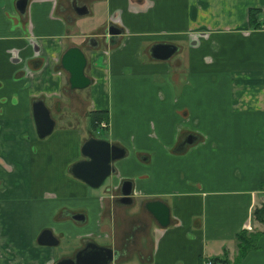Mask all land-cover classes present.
<instances>
[{
    "label": "crops",
    "instance_id": "obj_1",
    "mask_svg": "<svg viewBox=\"0 0 264 264\" xmlns=\"http://www.w3.org/2000/svg\"><path fill=\"white\" fill-rule=\"evenodd\" d=\"M11 1L0 0V264H56L86 242L116 251L110 264L224 255L232 264L243 231L262 235L240 264H264V225L254 220L264 205V0H75L104 19L82 36L68 28L74 0H27L12 31L2 12ZM110 24L122 33L104 45ZM92 36L99 46L85 50ZM155 44L177 50L154 60ZM72 47L86 58L84 95L61 66ZM38 100L55 122L44 139L32 115ZM92 113L106 117L105 138ZM91 137L125 151L98 189L68 172ZM124 181L131 204L118 202ZM151 201L168 207L166 227L146 210ZM44 230L56 246L37 244ZM65 236L80 244L59 257Z\"/></svg>",
    "mask_w": 264,
    "mask_h": 264
},
{
    "label": "water",
    "instance_id": "obj_2",
    "mask_svg": "<svg viewBox=\"0 0 264 264\" xmlns=\"http://www.w3.org/2000/svg\"><path fill=\"white\" fill-rule=\"evenodd\" d=\"M26 5L27 0H17V11L24 14ZM72 7L79 16L88 13L86 6L77 5L75 0L72 1ZM121 33L122 31L117 28L114 30L109 29V35L111 36H118ZM176 50V47L170 44H155L150 47L149 54L154 60L166 61ZM61 66L69 75L68 82L71 90H80L89 86L90 81L84 74L86 58L81 49L77 47L68 49L61 58ZM32 115L38 138L44 139L49 136L54 129L55 122L42 101L38 100L32 103ZM193 142L192 136L187 137V144ZM80 153L82 159L72 164L68 172L71 176L93 189L100 188L105 180L115 173L113 163L125 155L122 148L111 144L107 140L93 137L82 144ZM131 192V183L124 181L120 186L118 202L131 204ZM145 208L161 227H166L169 224V209L163 202L151 201L146 203ZM73 219L79 220L81 217L74 216ZM37 244L52 247L58 244V240L50 230H44L37 238ZM117 256L118 253L111 248L99 246L93 242H86L73 259H62L56 264H110Z\"/></svg>",
    "mask_w": 264,
    "mask_h": 264
},
{
    "label": "rangeland",
    "instance_id": "obj_3",
    "mask_svg": "<svg viewBox=\"0 0 264 264\" xmlns=\"http://www.w3.org/2000/svg\"><path fill=\"white\" fill-rule=\"evenodd\" d=\"M16 1L17 0L11 1L10 4H9V7L8 8L6 7V9H3V11H2V12H4V15H5V19L4 20L8 21L11 24V26H10V30L11 31L15 30V27H16L15 24H14L15 20L19 19V17H20V15L16 11L17 10L16 7H15ZM93 3H94V1L90 2V7L93 6ZM92 13H93V15L90 13V14H87V15H84V16L71 14L72 17L74 18V20L76 21V25L70 24L71 26H69L68 28L72 29L73 27H76L77 35H80V36H82L83 34H86L88 32L101 31V29L104 27V19L102 18V13L100 11L96 10V9H95V12L93 11ZM69 21H70V16H69ZM27 22L30 25L34 24V20L33 19L31 21V19L29 20V18H28ZM84 45H85V42H84L83 46ZM80 91L81 90H78L77 93H82V95L85 94V92H80ZM76 125H77V123H76ZM78 127L82 128L83 127V122H79L78 123ZM95 128L99 131V134L95 133V136H97L99 138H105L106 137L105 136L106 131H104L106 129H104L102 127H99V126H96ZM95 128H93V129H95ZM106 135H107V133H106ZM108 179L109 178H107V180H105L104 184H106L108 182ZM261 208H262V205L259 206L257 209H261ZM262 217L264 219V212L262 214ZM254 220L258 221L256 216L254 217ZM261 224H263V223H261ZM261 229H264V226H262ZM69 235L72 236L71 234H69ZM97 242L104 244V242H102V241H97ZM79 244H80V241H78L76 239H72V238H67L65 236L63 239H61L59 250L57 252L59 257H61V256H71L73 254V252H75V250L78 248Z\"/></svg>",
    "mask_w": 264,
    "mask_h": 264
},
{
    "label": "trees",
    "instance_id": "obj_4",
    "mask_svg": "<svg viewBox=\"0 0 264 264\" xmlns=\"http://www.w3.org/2000/svg\"><path fill=\"white\" fill-rule=\"evenodd\" d=\"M254 11H250L249 12V17L250 20L252 18V13ZM103 119L106 120V117H104V115H102L101 113H92L91 117H90V126L91 128H95L96 126H100L101 122H104ZM93 130H97L96 128ZM264 212V205H262L261 209H256L254 211V217H257V220L260 223L264 224V219L262 217V214ZM262 234H257L255 233L253 237H251L250 233H247V231H243L239 234H237L235 236V240L237 243V255L234 259V261L232 262V264H240L241 260L244 258V256L252 251V250H256L258 248L257 242H258V238L261 236ZM213 264H228L230 261L228 260L227 256L224 255L222 258H214L211 259V261Z\"/></svg>",
    "mask_w": 264,
    "mask_h": 264
},
{
    "label": "flooded vegetation",
    "instance_id": "obj_5",
    "mask_svg": "<svg viewBox=\"0 0 264 264\" xmlns=\"http://www.w3.org/2000/svg\"><path fill=\"white\" fill-rule=\"evenodd\" d=\"M115 28L119 29L116 25L110 24L104 30V33L102 35L104 45H106V44L107 45L108 44L115 45L117 43V38H118L119 35L118 36L109 35V29L114 30ZM90 46H93V47H98L99 46V41H98V39H95L94 36L90 37L87 40V46L85 47V50L89 49Z\"/></svg>",
    "mask_w": 264,
    "mask_h": 264
},
{
    "label": "built area",
    "instance_id": "obj_6",
    "mask_svg": "<svg viewBox=\"0 0 264 264\" xmlns=\"http://www.w3.org/2000/svg\"><path fill=\"white\" fill-rule=\"evenodd\" d=\"M100 125H101L102 128H106L107 127V124L104 123V122H102ZM207 264H212V263L209 261Z\"/></svg>",
    "mask_w": 264,
    "mask_h": 264
}]
</instances>
